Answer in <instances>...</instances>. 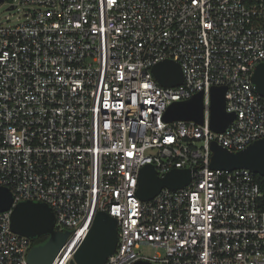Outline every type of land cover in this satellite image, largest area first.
<instances>
[{"label":"built area","instance_id":"1","mask_svg":"<svg viewBox=\"0 0 264 264\" xmlns=\"http://www.w3.org/2000/svg\"><path fill=\"white\" fill-rule=\"evenodd\" d=\"M20 1L26 19L0 25V186L14 198L0 211V264H30L32 239L11 226L26 200L71 230L54 264H74L99 211L119 223L104 264H264L258 174L211 167L213 142L238 152L264 137L251 81L264 61V0ZM164 60L181 65L182 84L159 83L153 67ZM220 85L236 114L223 132L210 124ZM200 91L203 123L165 120ZM147 164L161 176L190 168L192 179L142 200Z\"/></svg>","mask_w":264,"mask_h":264},{"label":"water","instance_id":"2","mask_svg":"<svg viewBox=\"0 0 264 264\" xmlns=\"http://www.w3.org/2000/svg\"><path fill=\"white\" fill-rule=\"evenodd\" d=\"M153 73L164 87L178 86L183 82L182 67L173 60L157 63L153 67ZM251 81L257 93L264 97V61L256 65ZM226 90L225 85L214 86L211 90L210 124L217 132H223L236 116L234 112H228L226 109ZM204 117L203 91L189 99L174 101L169 105L164 116L168 122L181 120L197 123H203ZM212 151V168H248L264 177V137L238 152L229 151L219 143L213 142ZM191 179L192 169L190 168H175L161 176L152 164H147L140 170L138 195L142 200H150L164 187L173 190L182 188L188 185ZM13 201L11 191L7 187L0 186V211L9 210ZM11 226L16 233L31 239L43 235L49 236L45 243L31 247L28 253L30 264H54L71 234V230L56 229L55 213L47 203L41 201L26 200L17 203L12 212ZM118 241V219L106 211L97 212L89 231L75 251L74 264H104L116 251ZM133 264L152 263L138 260Z\"/></svg>","mask_w":264,"mask_h":264},{"label":"rangeland","instance_id":"3","mask_svg":"<svg viewBox=\"0 0 264 264\" xmlns=\"http://www.w3.org/2000/svg\"><path fill=\"white\" fill-rule=\"evenodd\" d=\"M12 5L15 7L12 8ZM25 5L20 0H3L0 2V25L17 24L26 19ZM144 254L153 256L155 248L143 246Z\"/></svg>","mask_w":264,"mask_h":264},{"label":"trees","instance_id":"4","mask_svg":"<svg viewBox=\"0 0 264 264\" xmlns=\"http://www.w3.org/2000/svg\"><path fill=\"white\" fill-rule=\"evenodd\" d=\"M259 182L261 183L262 187L264 188V177L257 175ZM48 235H43L41 237H37L32 239L33 245L43 244L48 239Z\"/></svg>","mask_w":264,"mask_h":264}]
</instances>
